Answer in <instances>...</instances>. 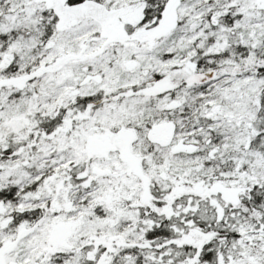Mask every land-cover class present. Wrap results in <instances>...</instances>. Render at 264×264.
<instances>
[{"label":"snow or ice","instance_id":"snow-or-ice-1","mask_svg":"<svg viewBox=\"0 0 264 264\" xmlns=\"http://www.w3.org/2000/svg\"><path fill=\"white\" fill-rule=\"evenodd\" d=\"M0 264H264V0H0Z\"/></svg>","mask_w":264,"mask_h":264}]
</instances>
